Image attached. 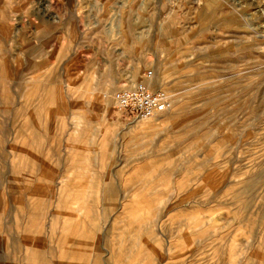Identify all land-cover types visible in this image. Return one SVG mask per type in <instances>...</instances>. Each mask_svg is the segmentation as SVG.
<instances>
[{
  "label": "rangeland",
  "instance_id": "374dc122",
  "mask_svg": "<svg viewBox=\"0 0 264 264\" xmlns=\"http://www.w3.org/2000/svg\"><path fill=\"white\" fill-rule=\"evenodd\" d=\"M0 264H264V0H0Z\"/></svg>",
  "mask_w": 264,
  "mask_h": 264
},
{
  "label": "built area",
  "instance_id": "2783aa9c",
  "mask_svg": "<svg viewBox=\"0 0 264 264\" xmlns=\"http://www.w3.org/2000/svg\"><path fill=\"white\" fill-rule=\"evenodd\" d=\"M154 71L148 69L132 86L116 91L112 98L116 111L130 118L148 119L173 108V97L163 87H154Z\"/></svg>",
  "mask_w": 264,
  "mask_h": 264
},
{
  "label": "bare ground",
  "instance_id": "6f19581e",
  "mask_svg": "<svg viewBox=\"0 0 264 264\" xmlns=\"http://www.w3.org/2000/svg\"><path fill=\"white\" fill-rule=\"evenodd\" d=\"M153 80H154V78H153Z\"/></svg>",
  "mask_w": 264,
  "mask_h": 264
}]
</instances>
